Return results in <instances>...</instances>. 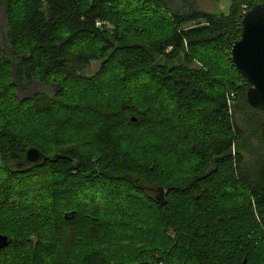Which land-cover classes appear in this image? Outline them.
Returning a JSON list of instances; mask_svg holds the SVG:
<instances>
[{"label":"trees","instance_id":"obj_1","mask_svg":"<svg viewBox=\"0 0 264 264\" xmlns=\"http://www.w3.org/2000/svg\"><path fill=\"white\" fill-rule=\"evenodd\" d=\"M262 2L233 3L228 15L216 19L188 0H0L9 50L23 60L33 79L55 92L18 99L11 66L0 48V67L6 68L8 80L0 82V115H8L0 119V221L40 216L52 204L59 213L68 201L86 216L95 214L88 225L102 228L104 238L117 223L121 228L147 223V232L155 227L154 235L149 234L161 239L155 264H264V148L251 152L245 163L234 144L242 135L238 123L245 126L257 119L264 133V111L247 105L248 86L229 57L239 38L243 7L249 10ZM146 16H151L147 38L138 42L136 26ZM191 23L197 27L183 29ZM178 59L180 64H169ZM95 61H102L97 74L84 77L81 73ZM110 65L116 66L115 77L125 87L142 80L152 83L156 90L151 99L165 93L168 109L153 115L155 105L147 99L144 112L127 104L98 112L90 141L93 157L77 149L50 155L40 141L12 125L20 114L48 116L69 103L82 112L77 98L69 101L67 92L102 86ZM233 90L240 97L229 106L227 96ZM121 127L154 133L158 144L149 139L147 156H129L117 139ZM31 148L44 160L27 166L25 154ZM180 150L191 154L192 164L172 167V155ZM41 170L63 184L49 202L40 194L33 199L24 187ZM5 179L10 186L1 183ZM138 183L156 189L162 199L150 198ZM5 193L11 195L7 202ZM9 205L11 209L5 207ZM52 233L26 234L0 224V234L9 239L0 251V264L14 259L54 264L62 250ZM70 242L80 244L83 237ZM25 249L30 250L26 260ZM89 263L85 254L79 264Z\"/></svg>","mask_w":264,"mask_h":264},{"label":"rangeland","instance_id":"obj_2","mask_svg":"<svg viewBox=\"0 0 264 264\" xmlns=\"http://www.w3.org/2000/svg\"><path fill=\"white\" fill-rule=\"evenodd\" d=\"M188 1L194 4L199 11L211 15L216 19H220L228 15L233 3H240L243 0ZM146 17V19H143L141 23L136 26V31L139 35L135 32L134 40L138 42H142L147 38V28H149L147 27V19L151 16ZM154 26L156 30L159 29L158 23L154 22ZM194 27H197V25L191 23L183 29L186 30ZM6 32L7 28L4 10L0 9V48L3 49L4 58L6 60L8 58L9 61H11H8L11 66L12 75L10 80L17 89L16 96L18 99L29 98L32 95L41 93L47 95L54 94V89L44 87V85L33 79L25 69L14 68L13 62L15 63L14 60H16V57L11 53L7 45ZM183 54H186V50ZM202 54L204 57L208 56L205 51H203ZM156 60L159 63H163L160 58ZM181 60H174L169 64L178 65L181 63ZM101 63L102 61L91 62L89 67L81 74L86 78L95 76L100 69ZM193 66L199 67V64L195 62ZM221 68L223 70L225 66L221 65ZM109 72L108 80L106 78L102 86L95 84L94 88H90L88 91H85L84 88L86 87H82L79 89L73 88L67 92L69 101H71L70 99L72 98H77L75 102L80 103L76 104L82 106V112H77L72 109L68 101L69 105L65 108H56L54 113L48 116L30 117V114H28L29 112L23 115L20 114L14 119L12 125L24 129V134L30 139L40 141L44 146L41 148L47 149L50 155L60 149H77L93 157L94 150L90 141L95 131V126L98 125V112L107 111L119 106H126V104L129 108L144 112L147 111V99L151 101L152 106L155 105L154 109L151 110L153 115L168 109L169 101L165 93H158L156 99H151L154 95L152 91L156 90L155 87H152V83L142 80L133 87H125V85L119 82L120 79L115 77V65L109 66ZM0 82L1 84L4 82L8 83L6 68L2 64L0 67ZM236 86L240 88L241 83L237 81ZM231 93H234L236 96L234 101H232V106H234L237 98L240 97V91L233 90ZM7 118L8 115L5 113L0 115V119L2 120H7ZM256 120L257 119H253L251 123L245 126L238 123L239 128L242 130V135L238 141L234 143L236 145L235 151L242 154L245 163L249 162V155L251 152L264 148L263 129ZM117 134L120 145L126 150L129 156H147V140L149 139H152L158 144L159 136H156L154 133H151V136L150 134L147 136V130L133 131L127 127H121ZM153 143L154 142L151 144ZM154 148L155 147L151 149L153 150ZM174 156H176V158H174ZM191 159V154L189 152L185 153L184 150H180L179 154L172 155L170 163L172 167L178 166V168H182L186 167L184 165L192 164ZM50 174L51 173L45 170H41V172H37L36 177L25 182L24 187H26L33 199L41 197L38 196L40 194L46 196L44 200L49 202L50 194L62 189L63 184L61 179L52 178ZM1 183L4 184V187L5 185H11L8 179H5V181L3 180ZM138 186L152 199L158 200L162 197V193L159 194L156 189L146 187L141 183H138ZM92 188L95 189V186ZM165 192L166 191H164V193ZM5 196L6 202L11 199V195L5 193ZM65 202L68 205L64 206V204H62L64 207L59 213L58 211L60 208L57 210L56 204H52L48 207V210L46 209L40 216L33 215V213L22 215L18 218L8 216L7 218L5 217L4 221H0V224L10 226V228L26 234L35 231H52V234L60 239V249L62 250L60 254L58 253L59 256H56L57 259L54 264H79L83 260L85 254H87L90 259L91 263L89 264H155L156 258L159 256V252L157 251L158 244L159 241H161L159 235L153 237L154 234L151 230L155 227H151L147 232V223L141 225L128 224L125 228L119 227L120 225L117 223L111 235H107L104 238V233L101 232L102 228H92L88 225L90 222L96 220L93 218L95 214L91 213L90 216H86L82 209L78 207L79 205L68 201ZM5 207L11 209V205ZM75 209L77 217L73 219L65 218L66 215L75 213ZM56 211L58 214H56ZM46 224L50 227L49 229L45 228ZM80 234L81 237H83V242L73 245L74 242H70V240ZM31 240H33V238ZM88 250H90L91 256H89ZM22 254L26 256V260L30 255V250L25 249ZM11 264H25V262L24 260L22 261V259H14Z\"/></svg>","mask_w":264,"mask_h":264},{"label":"water","instance_id":"obj_3","mask_svg":"<svg viewBox=\"0 0 264 264\" xmlns=\"http://www.w3.org/2000/svg\"><path fill=\"white\" fill-rule=\"evenodd\" d=\"M229 57L235 70L241 74L248 86L245 93L247 105L254 110L264 111V2L250 8L243 15L239 38L231 46ZM14 61L15 69H25L30 74L23 60L16 58ZM131 121L135 122V119L132 118ZM42 160L43 155L37 149L31 148L26 151L24 164L32 166ZM73 216L74 213H71L65 218ZM8 245V237L0 234V251Z\"/></svg>","mask_w":264,"mask_h":264},{"label":"built area","instance_id":"obj_4","mask_svg":"<svg viewBox=\"0 0 264 264\" xmlns=\"http://www.w3.org/2000/svg\"><path fill=\"white\" fill-rule=\"evenodd\" d=\"M247 12V9L245 7H243V12H242V17L243 15ZM242 20V18H241ZM236 98L235 94L234 93H229L228 96H227V102H228V105L231 106L232 105V101H234V99Z\"/></svg>","mask_w":264,"mask_h":264}]
</instances>
